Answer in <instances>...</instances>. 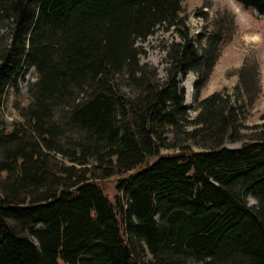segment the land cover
<instances>
[{
    "label": "trees",
    "instance_id": "1",
    "mask_svg": "<svg viewBox=\"0 0 264 264\" xmlns=\"http://www.w3.org/2000/svg\"><path fill=\"white\" fill-rule=\"evenodd\" d=\"M184 1L0 0V264H264V115L244 125L258 64L200 99L234 24L192 36ZM235 1L264 19V0ZM162 25L181 40L163 81L137 47ZM31 69L7 125L5 94ZM125 174L111 203L99 180Z\"/></svg>",
    "mask_w": 264,
    "mask_h": 264
},
{
    "label": "rangeland",
    "instance_id": "2",
    "mask_svg": "<svg viewBox=\"0 0 264 264\" xmlns=\"http://www.w3.org/2000/svg\"><path fill=\"white\" fill-rule=\"evenodd\" d=\"M198 8H202V11L205 14L207 13L208 19L204 16L195 15ZM183 9V15L187 17L186 26L192 36H195V33L199 34L204 30V27L212 30L210 20L214 18L222 17L223 15H227V13L233 18L234 30L231 41L221 47L220 56L213 67L206 86L201 92L200 99L222 89H226L228 93H231L238 82L237 70L246 58L253 59L257 62L259 68L261 93L250 109L244 125L254 126L263 123L261 116L264 115V19L260 18L252 9L243 8L235 0H185ZM178 42H181V40L173 28L168 29L165 25H162L145 41L137 43V47L141 52L139 55L140 64H147L157 72L161 81L165 80L166 69L168 67V47ZM36 78V70L31 69L26 75H21L18 79V92H14L11 88L7 90L2 108L3 121L7 125L21 121L17 114V106H23L28 103V92L30 87L35 83ZM178 79L180 81V88L185 91V105L188 108L189 116L194 118L198 110L194 101L193 86H191L192 89L189 92L186 83L189 80H193L192 85H194L196 78L191 73L184 78H180L179 76ZM242 133L249 136L251 131L243 130ZM240 145L241 143L226 142L228 148H236ZM172 152L164 151V153ZM129 174L99 180V186L111 203L117 194V179L126 177ZM247 202L249 206L256 204L252 198H249Z\"/></svg>",
    "mask_w": 264,
    "mask_h": 264
},
{
    "label": "bare ground",
    "instance_id": "3",
    "mask_svg": "<svg viewBox=\"0 0 264 264\" xmlns=\"http://www.w3.org/2000/svg\"><path fill=\"white\" fill-rule=\"evenodd\" d=\"M192 82H193V80H192V81L189 80L188 83H186V85L188 86L189 92H190V90L192 89L191 86H193V85H192Z\"/></svg>",
    "mask_w": 264,
    "mask_h": 264
},
{
    "label": "built area",
    "instance_id": "4",
    "mask_svg": "<svg viewBox=\"0 0 264 264\" xmlns=\"http://www.w3.org/2000/svg\"><path fill=\"white\" fill-rule=\"evenodd\" d=\"M196 32V31H195ZM195 35H197L196 33H195Z\"/></svg>",
    "mask_w": 264,
    "mask_h": 264
}]
</instances>
